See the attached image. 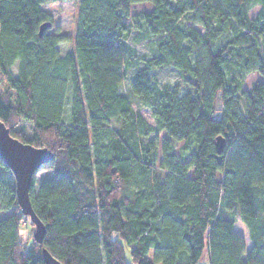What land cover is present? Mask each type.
Segmentation results:
<instances>
[{
	"label": "trees",
	"instance_id": "obj_1",
	"mask_svg": "<svg viewBox=\"0 0 264 264\" xmlns=\"http://www.w3.org/2000/svg\"><path fill=\"white\" fill-rule=\"evenodd\" d=\"M45 2L0 0V120L54 155L29 190L40 244L20 239L14 186L0 175V209H11L0 264H45L42 248L63 264H264V81L242 87L251 72L264 77V0H77L73 35L39 36ZM143 2L152 8L133 14ZM132 29L153 38L150 54L128 42ZM165 67L193 90L156 83ZM129 69V95L154 125L119 90Z\"/></svg>",
	"mask_w": 264,
	"mask_h": 264
},
{
	"label": "rangeland",
	"instance_id": "obj_2",
	"mask_svg": "<svg viewBox=\"0 0 264 264\" xmlns=\"http://www.w3.org/2000/svg\"><path fill=\"white\" fill-rule=\"evenodd\" d=\"M77 0H46L45 3L42 4V8H44L46 11H48L51 15V26L47 28V32L51 34H67V35H73L76 29V22H77ZM152 8V5L149 2H143V3H137L132 4L130 6V10L133 14L140 13L145 10H149ZM259 9V6H254L250 9V16L254 17ZM129 19H126L125 22H128ZM187 25H190L191 22L186 23ZM195 28H197L201 33L203 32V27L195 23L193 24ZM140 31L130 30L127 34L128 36V42L135 47L138 54H150L151 48H150V41L153 39L152 37H149L146 34H140ZM72 46V43L70 41L66 42H60L57 44V50L59 52L60 56H63ZM12 74H16L17 72V62H15L13 65L9 67ZM151 76L153 80L158 83L159 85H168L172 86L176 83L181 84V91L184 92L186 90H193L188 84L184 83L183 77L180 75V73L174 69L173 67H165L161 69H154L151 72ZM132 78V70L129 69L125 79L121 83L119 90L122 91L125 94L129 95L128 90V84L129 81ZM264 81V77L260 75L258 72H251L247 74L244 77L242 87L244 89H249L255 82ZM129 98L131 100V105L134 109L138 110L140 114L152 125H154V120L150 115V111L147 108L140 107L136 99L129 95ZM113 126L117 125V122L112 121L111 123ZM23 127L24 136L25 138H30L31 136V125L28 122L21 121L19 124H17L16 129L18 130L19 126ZM162 136V133L160 134ZM174 148L176 151H180L185 144L182 140L173 142ZM9 170V169H8ZM10 172V170H9ZM6 169L0 168V175L3 176L4 179H6L12 186H14V177L12 173H9ZM51 174V165L50 163H47L43 165L41 168H39L35 175L33 176V186L37 187L44 179L49 177ZM12 175V176H11ZM20 211V208H19ZM21 212V211H20ZM23 215L22 221L20 224H23V226L26 227V240L33 239L32 232H33V226L31 224V221L29 220V216L21 213ZM234 230L241 234L244 237L245 240V250H249L251 247V241L248 236V230L246 226L243 224V222L240 220L239 214L234 213Z\"/></svg>",
	"mask_w": 264,
	"mask_h": 264
},
{
	"label": "water",
	"instance_id": "obj_3",
	"mask_svg": "<svg viewBox=\"0 0 264 264\" xmlns=\"http://www.w3.org/2000/svg\"><path fill=\"white\" fill-rule=\"evenodd\" d=\"M51 21L46 20L38 27V35L51 26ZM222 110L221 92L218 91L215 99V117L218 120ZM225 145L223 135L215 137L216 152H221ZM54 158L51 150L44 146H35L29 142L21 141L9 133L8 127L0 120V161L10 170L14 177V193L21 213L29 216L33 223V239L40 244L46 233L45 224L36 215L31 199L30 186L36 171ZM42 257L45 264H63L42 248Z\"/></svg>",
	"mask_w": 264,
	"mask_h": 264
},
{
	"label": "crops",
	"instance_id": "obj_4",
	"mask_svg": "<svg viewBox=\"0 0 264 264\" xmlns=\"http://www.w3.org/2000/svg\"><path fill=\"white\" fill-rule=\"evenodd\" d=\"M10 212H11V209H9V210H2V209H0V217H3L4 215H6V214H8ZM25 232H26V227L23 226V224H19V236H20V239L23 240V241H26V239H27ZM28 243H29V241L27 240V244Z\"/></svg>",
	"mask_w": 264,
	"mask_h": 264
},
{
	"label": "built area",
	"instance_id": "obj_5",
	"mask_svg": "<svg viewBox=\"0 0 264 264\" xmlns=\"http://www.w3.org/2000/svg\"><path fill=\"white\" fill-rule=\"evenodd\" d=\"M32 234H33V232H32Z\"/></svg>",
	"mask_w": 264,
	"mask_h": 264
},
{
	"label": "clouds",
	"instance_id": "obj_6",
	"mask_svg": "<svg viewBox=\"0 0 264 264\" xmlns=\"http://www.w3.org/2000/svg\"><path fill=\"white\" fill-rule=\"evenodd\" d=\"M32 236H33V234H32Z\"/></svg>",
	"mask_w": 264,
	"mask_h": 264
}]
</instances>
